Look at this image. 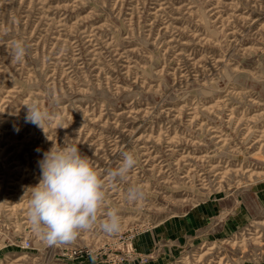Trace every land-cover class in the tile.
<instances>
[{
	"label": "rangeland",
	"instance_id": "374dc122",
	"mask_svg": "<svg viewBox=\"0 0 264 264\" xmlns=\"http://www.w3.org/2000/svg\"><path fill=\"white\" fill-rule=\"evenodd\" d=\"M32 102L43 129L25 122ZM54 145L77 146L103 177L134 152L107 186L118 234L97 226L49 247L31 230ZM131 185L143 200L126 199ZM90 253L264 264V0H0V264H93Z\"/></svg>",
	"mask_w": 264,
	"mask_h": 264
},
{
	"label": "clouds",
	"instance_id": "9594fccd",
	"mask_svg": "<svg viewBox=\"0 0 264 264\" xmlns=\"http://www.w3.org/2000/svg\"><path fill=\"white\" fill-rule=\"evenodd\" d=\"M25 54L23 42H14L13 58L19 62ZM26 106L25 122L43 129L49 114L35 102ZM121 155L119 166L103 177L77 146L57 148L54 145L43 154V159L38 162L41 178L31 188L26 216L31 230L46 246L72 244L82 232L97 226L107 235L120 232L122 224L118 210L104 211L107 186L117 179H127L138 163L132 151H123ZM126 199L130 202L143 200L141 186H129ZM90 258L95 264L97 257L90 253Z\"/></svg>",
	"mask_w": 264,
	"mask_h": 264
}]
</instances>
